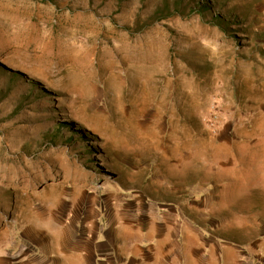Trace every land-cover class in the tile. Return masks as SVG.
<instances>
[{
	"label": "rangeland",
	"instance_id": "1",
	"mask_svg": "<svg viewBox=\"0 0 264 264\" xmlns=\"http://www.w3.org/2000/svg\"><path fill=\"white\" fill-rule=\"evenodd\" d=\"M262 249L264 0H0V264Z\"/></svg>",
	"mask_w": 264,
	"mask_h": 264
},
{
	"label": "crops",
	"instance_id": "2",
	"mask_svg": "<svg viewBox=\"0 0 264 264\" xmlns=\"http://www.w3.org/2000/svg\"><path fill=\"white\" fill-rule=\"evenodd\" d=\"M223 240V239H221ZM236 248L241 249L242 247L239 245ZM242 250V249H241ZM259 258L258 261L262 262L264 260V249L258 250L257 256H255V259ZM240 263H244L243 261H239Z\"/></svg>",
	"mask_w": 264,
	"mask_h": 264
},
{
	"label": "trees",
	"instance_id": "3",
	"mask_svg": "<svg viewBox=\"0 0 264 264\" xmlns=\"http://www.w3.org/2000/svg\"><path fill=\"white\" fill-rule=\"evenodd\" d=\"M202 7L206 8V6H205V5H204V6H202Z\"/></svg>",
	"mask_w": 264,
	"mask_h": 264
}]
</instances>
